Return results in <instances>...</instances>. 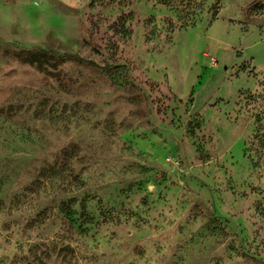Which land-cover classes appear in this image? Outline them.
Returning a JSON list of instances; mask_svg holds the SVG:
<instances>
[{"label":"rangeland","instance_id":"obj_1","mask_svg":"<svg viewBox=\"0 0 264 264\" xmlns=\"http://www.w3.org/2000/svg\"><path fill=\"white\" fill-rule=\"evenodd\" d=\"M106 1L0 0V264H264V0Z\"/></svg>","mask_w":264,"mask_h":264},{"label":"trees","instance_id":"obj_2","mask_svg":"<svg viewBox=\"0 0 264 264\" xmlns=\"http://www.w3.org/2000/svg\"><path fill=\"white\" fill-rule=\"evenodd\" d=\"M96 1H103L105 2L106 0H93V2H96ZM134 0H107L106 3H114V4H118L120 6H128L130 4H132ZM158 2L164 4V5H167V6H171L172 8H175V11L180 13L181 11L184 13L186 10L184 9H181L183 8L184 6V3L186 0H157ZM188 4H191L192 2L196 3V1L194 0H187ZM185 6V8H187L188 6ZM199 6L200 8V4H197V7ZM190 10H192L191 8H189ZM196 8H194V10H192V12L190 11H187L186 14H185V19L184 21L182 22L181 24V27H188V26H196V17H197V14H196ZM181 12V13H182ZM184 18L183 16L180 17V19ZM46 55L45 52H41V53H31L30 54V57L28 59V62L30 63H38V64H42V60L41 58L44 57Z\"/></svg>","mask_w":264,"mask_h":264}]
</instances>
